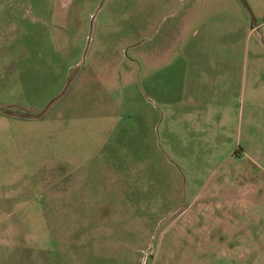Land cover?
Masks as SVG:
<instances>
[{
    "label": "rangeland",
    "instance_id": "obj_1",
    "mask_svg": "<svg viewBox=\"0 0 264 264\" xmlns=\"http://www.w3.org/2000/svg\"><path fill=\"white\" fill-rule=\"evenodd\" d=\"M244 1L0 0V264H264Z\"/></svg>",
    "mask_w": 264,
    "mask_h": 264
},
{
    "label": "water",
    "instance_id": "obj_2",
    "mask_svg": "<svg viewBox=\"0 0 264 264\" xmlns=\"http://www.w3.org/2000/svg\"><path fill=\"white\" fill-rule=\"evenodd\" d=\"M243 6L246 8V10H248V12L250 13V16H251V19H252V27L254 28L256 26V22H255V19H254V16L253 14L251 13L247 3L243 0Z\"/></svg>",
    "mask_w": 264,
    "mask_h": 264
},
{
    "label": "crops",
    "instance_id": "obj_3",
    "mask_svg": "<svg viewBox=\"0 0 264 264\" xmlns=\"http://www.w3.org/2000/svg\"><path fill=\"white\" fill-rule=\"evenodd\" d=\"M240 150H241V154L245 152V150L242 147H240Z\"/></svg>",
    "mask_w": 264,
    "mask_h": 264
},
{
    "label": "flooded vegetation",
    "instance_id": "obj_4",
    "mask_svg": "<svg viewBox=\"0 0 264 264\" xmlns=\"http://www.w3.org/2000/svg\"><path fill=\"white\" fill-rule=\"evenodd\" d=\"M255 27H256V26H255ZM255 27H254V28H255Z\"/></svg>",
    "mask_w": 264,
    "mask_h": 264
}]
</instances>
